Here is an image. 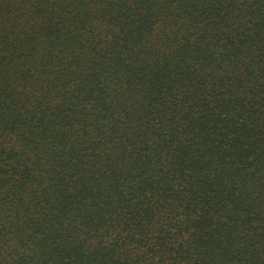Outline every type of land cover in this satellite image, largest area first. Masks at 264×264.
<instances>
[{
  "label": "trees",
  "instance_id": "obj_1",
  "mask_svg": "<svg viewBox=\"0 0 264 264\" xmlns=\"http://www.w3.org/2000/svg\"><path fill=\"white\" fill-rule=\"evenodd\" d=\"M0 264H264V0H0Z\"/></svg>",
  "mask_w": 264,
  "mask_h": 264
}]
</instances>
